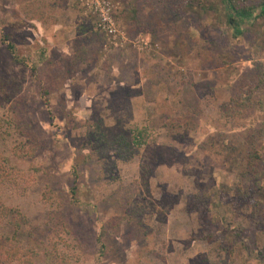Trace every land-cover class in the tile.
<instances>
[{"label":"rangeland","instance_id":"1","mask_svg":"<svg viewBox=\"0 0 264 264\" xmlns=\"http://www.w3.org/2000/svg\"><path fill=\"white\" fill-rule=\"evenodd\" d=\"M213 1L205 16L166 0H0V202L26 216L19 238L36 264H264V193L254 196L237 152L241 141L264 145V114L252 106L239 127L220 107L227 82L264 71V18L222 65L208 52L232 29ZM185 115L191 127L175 129L170 119ZM99 121L110 139L145 132L111 173ZM136 181L150 208L133 220L118 197ZM252 223L256 250L208 239Z\"/></svg>","mask_w":264,"mask_h":264},{"label":"trees","instance_id":"2","mask_svg":"<svg viewBox=\"0 0 264 264\" xmlns=\"http://www.w3.org/2000/svg\"><path fill=\"white\" fill-rule=\"evenodd\" d=\"M170 2V4L177 5L178 7H187L189 6H200L205 9V16L208 13H212L213 10H218L217 4L218 1L209 0L210 4H207L205 0H166ZM226 4L227 9L229 10V21L227 24L231 27L232 31L226 28H222V32L231 31L229 33V43L227 46L222 45V49L212 48L211 56H214L216 51L222 52L223 56L220 58V64L227 65L229 63V57L226 56L230 50L229 46L234 45L233 41L243 37L251 26L249 21H257L264 18V0H261L259 3H255V0H221V2ZM211 11V12H210ZM137 7L132 8V17L137 16ZM228 48V49H227ZM8 49L10 52L15 55L16 46L12 43L8 44ZM203 55V54H201ZM200 55V57H201ZM259 79L254 83H238L237 80L232 82H227L228 86H230V96L229 99L223 101L221 103V109L223 111V115L226 118L232 119V121L238 120V126L247 127L243 121V115L246 114L247 110L251 109L252 106L259 105L261 114H264V102L263 96L260 94L264 91V71L258 77ZM224 84V81H222ZM225 85V84H224ZM262 114V115H263ZM103 122V121H102ZM101 121L96 123V128L94 129L95 138L100 140L101 142H105L106 147L103 148L104 153L101 154L102 162L106 170H108L109 165L111 163L115 165L117 163L118 156L121 157L124 155L129 158L133 153H136L137 147L144 139L145 132L142 129H137L136 132L132 133L131 137L127 135L121 134L112 139L108 136V133L104 131V126ZM170 122L175 124V129L181 130L183 129L185 132L191 127L193 121L189 116H181L170 119ZM241 122V123H240ZM95 124V123H94ZM264 124V122H263ZM235 127V126H234ZM249 131L248 128H245ZM252 132V129L250 128ZM234 133V130L230 132V134ZM228 134V135H230ZM92 136V132L89 134ZM240 140V139H239ZM241 141V140H240ZM237 152L242 156L241 160L246 162L247 174L253 180L255 186H258L256 191L257 194L254 196L262 195L264 193V183L261 182V172L263 171L261 161L264 160V145L257 146L256 143L244 144L248 145V147L244 146L242 141L241 144L238 143ZM259 145V144H258ZM110 150H113L111 155H106ZM244 153V155H243ZM138 181L129 184V186L125 187L126 189L118 197V201L120 205L124 206L127 214L134 220L135 215L141 213L143 209H149L148 201L145 200L144 196L140 192L138 195L135 193L137 191ZM78 187L74 186L72 188L73 198H78L77 195ZM249 195V194H248ZM135 197V199H134ZM137 197V198H136ZM138 199V200H136ZM254 199V198H252ZM228 203L234 202L233 198L226 200ZM254 203V202H253ZM151 204V203H150ZM257 204L260 205L261 202L258 200ZM237 210L238 207H235ZM251 217V216H250ZM28 223V220L25 215H23L18 209L14 207H8L4 203L0 202V264H36L34 258L37 253L34 250V247L23 246L21 240L19 238V232L23 229L24 224ZM251 233H249V228H243L241 226L232 227L227 225L222 228H217L215 235L210 236L208 238L210 241L216 240L221 236H224L225 240H228V246L226 249H233L234 245H236L239 241H242L247 248H252L256 250L257 248V238L256 236L259 234L257 230L252 228L250 229ZM249 238L251 247L246 244V238ZM48 251V249H47ZM49 253V252H48ZM259 256L261 257V261L264 263V248L262 247L257 251ZM261 262V263H262Z\"/></svg>","mask_w":264,"mask_h":264},{"label":"built area","instance_id":"3","mask_svg":"<svg viewBox=\"0 0 264 264\" xmlns=\"http://www.w3.org/2000/svg\"><path fill=\"white\" fill-rule=\"evenodd\" d=\"M105 19H107V18H105Z\"/></svg>","mask_w":264,"mask_h":264}]
</instances>
